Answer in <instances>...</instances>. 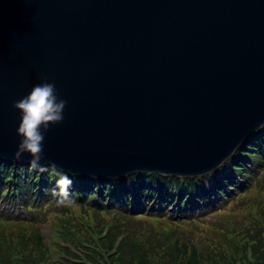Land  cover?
I'll list each match as a JSON object with an SVG mask.
<instances>
[{"label": "water", "instance_id": "water-1", "mask_svg": "<svg viewBox=\"0 0 264 264\" xmlns=\"http://www.w3.org/2000/svg\"><path fill=\"white\" fill-rule=\"evenodd\" d=\"M45 80L67 106L42 166L210 173L264 124V0H0V160L29 166L12 104Z\"/></svg>", "mask_w": 264, "mask_h": 264}, {"label": "trees", "instance_id": "trees-1", "mask_svg": "<svg viewBox=\"0 0 264 264\" xmlns=\"http://www.w3.org/2000/svg\"><path fill=\"white\" fill-rule=\"evenodd\" d=\"M69 177L73 203L60 205L51 170L0 160V264H264V230L252 218L264 212V128L202 179ZM41 225L85 259L53 246L54 261Z\"/></svg>", "mask_w": 264, "mask_h": 264}, {"label": "clouds", "instance_id": "clouds-1", "mask_svg": "<svg viewBox=\"0 0 264 264\" xmlns=\"http://www.w3.org/2000/svg\"><path fill=\"white\" fill-rule=\"evenodd\" d=\"M67 101L59 98L54 83L47 80L32 87L30 92L14 101L12 108L20 114L16 135L20 138L14 158L19 160L25 154L30 157L29 166L40 172H48L58 177L53 194L58 197L60 205L71 204L69 189L72 179L68 173L59 170L54 163L44 167L41 161L44 156L45 133L50 126L61 124ZM264 128V124L259 126Z\"/></svg>", "mask_w": 264, "mask_h": 264}, {"label": "rangeland", "instance_id": "rangeland-1", "mask_svg": "<svg viewBox=\"0 0 264 264\" xmlns=\"http://www.w3.org/2000/svg\"><path fill=\"white\" fill-rule=\"evenodd\" d=\"M227 161V160H226ZM205 175V174H204ZM203 176V175H201ZM237 181L239 182L238 184L241 185L242 184V181H240V179L237 178ZM225 189V188H224ZM231 191V190H230ZM233 192V191H232ZM250 202L251 204L253 205V207L262 212L261 209H260V201L257 199V198H254V197H251L250 198ZM173 206H179L177 205L176 203L173 204ZM173 206H168L167 208H171V211L173 209ZM253 208V209H254ZM248 214V213H247ZM263 215H264V212H263ZM86 219V218H84ZM92 220V218H90ZM229 220H231V217H228ZM87 220V219H86ZM88 223L86 222V224H83L84 227H88L89 225H91V221L90 220H87ZM83 223V222H82ZM165 226V225H164ZM41 227V226H40ZM42 231H43V235L46 239V242L49 243L50 241H52V233H51V230L49 228H46V227H42ZM164 232H169V229L168 228H164Z\"/></svg>", "mask_w": 264, "mask_h": 264}, {"label": "bare ground", "instance_id": "bare-ground-1", "mask_svg": "<svg viewBox=\"0 0 264 264\" xmlns=\"http://www.w3.org/2000/svg\"><path fill=\"white\" fill-rule=\"evenodd\" d=\"M209 184H207V186H208Z\"/></svg>", "mask_w": 264, "mask_h": 264}]
</instances>
